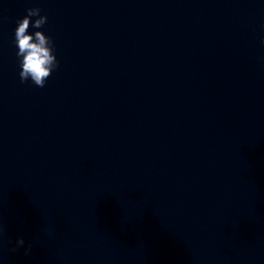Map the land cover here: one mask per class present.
Returning <instances> with one entry per match:
<instances>
[{
  "label": "clouds",
  "instance_id": "clouds-1",
  "mask_svg": "<svg viewBox=\"0 0 264 264\" xmlns=\"http://www.w3.org/2000/svg\"><path fill=\"white\" fill-rule=\"evenodd\" d=\"M26 15L17 21L14 32V43L18 49L16 55L20 61L21 71L19 77L22 83L29 79L40 88L45 86L46 80L52 72L58 68L59 61L54 55V42L51 37L46 36L42 31L29 33V28L41 29L47 23V16L41 15V9L31 7L26 9ZM33 17H38L34 21ZM264 44V40L261 41ZM25 241L18 238L17 247H22ZM31 246L26 249L30 251ZM13 251L16 248L12 249Z\"/></svg>",
  "mask_w": 264,
  "mask_h": 264
}]
</instances>
